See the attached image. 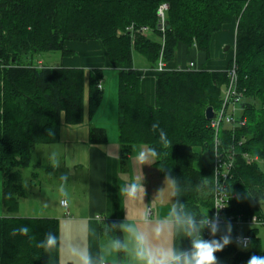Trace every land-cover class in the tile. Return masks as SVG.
<instances>
[{
  "label": "trees",
  "instance_id": "obj_1",
  "mask_svg": "<svg viewBox=\"0 0 264 264\" xmlns=\"http://www.w3.org/2000/svg\"><path fill=\"white\" fill-rule=\"evenodd\" d=\"M164 1L170 9L166 30L162 31L157 11ZM234 22L236 46L226 51L230 59L225 70L171 69L158 73L155 104L148 103L142 75L134 66V50L152 66L161 56L166 62L173 61L180 44L195 47L210 60L216 37ZM132 25L136 26L133 30ZM144 26L153 33L139 31ZM66 41H100L111 67L119 74L122 165L127 164L135 146L155 149L158 155L154 164L163 175L174 178L177 210L197 219L214 213L216 133L206 110L210 106L215 111L221 108L222 92L236 56L247 123L236 129L225 124L219 131L218 149L226 154L235 152L228 181V212L264 218V171L258 161L246 157L249 154L264 162V0H0V172L4 178L3 205L8 213L0 217L1 264H60L59 221L12 214L26 193L23 172L33 166L36 147L59 141L63 124L84 122L88 82L90 120L104 100V90L99 88L104 69L88 71L35 62L46 52L73 55L65 47ZM153 124L166 132L172 146L162 145L159 129L154 131ZM108 141L106 128L90 125L91 144ZM201 160L203 165L199 166ZM22 226L29 227L28 235L11 234ZM262 228L247 232L251 244L246 250L235 243L234 230L233 243L216 253L217 258L231 257L232 264H247L251 255H264L258 237ZM102 231L124 242L117 222L105 220ZM48 233L58 241L51 251L39 247ZM223 234L221 227L215 238ZM174 248H190V239L176 228Z\"/></svg>",
  "mask_w": 264,
  "mask_h": 264
},
{
  "label": "crops",
  "instance_id": "obj_2",
  "mask_svg": "<svg viewBox=\"0 0 264 264\" xmlns=\"http://www.w3.org/2000/svg\"><path fill=\"white\" fill-rule=\"evenodd\" d=\"M234 41V33H220L214 41L210 60L195 47L188 49L184 44H180L175 59L167 62V67L171 70L194 61L198 67L206 65L210 71L225 70L230 55H220L219 49L229 46ZM66 47L74 51L75 55L61 54L60 66L46 64L41 56H38L35 62L51 67L112 69L101 42L70 41L66 43ZM157 65L149 64L144 69H137L142 75V88L149 104H155L156 75L159 73L156 70ZM87 117L88 110L82 124L62 125L59 141L54 144L65 141L67 146L36 147L33 154L35 160L32 162L33 166L29 168L30 180L27 185L23 172L26 193L16 209V217L50 218L59 221L60 264H79L77 257L71 254L72 249L86 251L91 256L93 264H136L132 255L133 242L124 225H131L150 233L160 226L171 228V231L166 232V236L167 242L174 247L175 228L170 224L171 209L175 205L174 178L163 175L154 164V160L140 165L137 154L141 150L147 151L148 146L146 150L135 146L124 166L120 160L122 148L120 143L118 146H108V143L91 144L90 126L85 122ZM53 156L59 162L56 168L52 167ZM64 175L67 176L66 182L61 180ZM169 177L173 182L168 180ZM167 183H170V188ZM61 184L68 185L70 203L66 207L60 204ZM131 184L139 186L135 197H128L121 192L122 188ZM33 197L39 199L34 206L24 204V201L32 200ZM23 205H26L25 208H22ZM105 220H113L119 224L124 242L129 246L128 252L120 255L119 252L110 250V242L114 238L103 233Z\"/></svg>",
  "mask_w": 264,
  "mask_h": 264
},
{
  "label": "clouds",
  "instance_id": "obj_3",
  "mask_svg": "<svg viewBox=\"0 0 264 264\" xmlns=\"http://www.w3.org/2000/svg\"><path fill=\"white\" fill-rule=\"evenodd\" d=\"M152 128L156 131L159 129V125L153 124ZM159 140L164 147L172 146L163 129H159ZM157 155V151L153 148L147 151L141 150L137 154V160L142 166L148 164L150 160H154ZM58 166L59 162L53 156L52 167L56 168ZM61 180L66 182L67 176H62ZM138 187L136 184H131L122 188L121 192L128 197H135ZM59 191L61 196L60 204L65 207L68 206L70 201L63 184H61ZM214 205V208L217 209L214 216L210 217L208 214H204L199 219L190 214H182L175 205L172 207L170 224L174 228L182 230L190 239V248L187 250L177 251L167 242L166 232L171 231V228L166 229L160 226L153 229L150 233L131 225H124L133 242L132 255L136 264H218L216 253L233 243V225L231 221H226L223 224L224 234L219 239L215 238L217 233L221 231L219 210L225 208L227 204L218 196L214 201ZM179 207L182 209L183 205H179ZM205 229L209 231V234L213 237L212 239L206 240L203 238L202 233ZM29 232V227L22 226L13 229L11 234L28 235ZM57 242V237L52 233H48L39 243V247L46 251H51L57 246ZM235 243L243 249H247L250 246L248 238L243 236H237ZM110 250L117 253L120 251L128 252L129 246L126 242L114 239L110 242ZM71 254L77 257L79 264H93L91 256L86 251L72 249ZM247 264H264V255H251L247 260Z\"/></svg>",
  "mask_w": 264,
  "mask_h": 264
},
{
  "label": "built area",
  "instance_id": "obj_4",
  "mask_svg": "<svg viewBox=\"0 0 264 264\" xmlns=\"http://www.w3.org/2000/svg\"><path fill=\"white\" fill-rule=\"evenodd\" d=\"M170 9V5L168 2L164 1L158 8V23L159 27L162 31L166 30V22H167V14ZM131 30L134 29L132 25L130 27ZM139 31L150 34L151 29L149 27H142ZM176 70L190 71L199 69L198 65L191 61L187 65H181L175 68ZM157 72L161 73L163 71L169 70L167 67V62L163 60L162 56L158 62L156 67ZM230 80L226 87L222 92V105L218 111H215V116L212 120H210V125L214 129L216 133V153L214 157V167H215V180H214V201L219 196L223 199L227 206L223 209L219 210V216L221 219V227L226 221H231L232 225L237 227V233L234 235V238L237 236H243L248 238L251 244V236L241 230V227H264V218L259 216H244L243 214L235 215L228 212L229 200L230 196L228 194V181L232 177V169L234 167L235 162V152L234 150L229 151L227 154L218 149L219 145V131L220 128L227 124L231 126L233 129L238 127L245 126L247 123V119L243 117V107L242 104L244 102V93L241 91L239 87V73L238 68L235 63L234 56V64L232 68L229 69ZM99 88L102 89V82L99 83ZM231 150V149H230ZM247 159L259 161L258 157H252L249 154H246ZM215 206V205H214ZM217 209L214 208L213 216L216 214ZM204 239H211L212 236L209 234L207 230L203 235ZM250 247V246H249ZM248 247V248H249ZM241 248V247H240ZM247 248V249H248ZM243 249V248H241ZM246 250V249H244Z\"/></svg>",
  "mask_w": 264,
  "mask_h": 264
},
{
  "label": "rangeland",
  "instance_id": "obj_5",
  "mask_svg": "<svg viewBox=\"0 0 264 264\" xmlns=\"http://www.w3.org/2000/svg\"><path fill=\"white\" fill-rule=\"evenodd\" d=\"M236 29H237V22H234V24H232L230 27H228L227 30L222 32V33H226V32L234 33L235 41H234V43L230 44V48L232 46H236V31H237ZM152 32H153V30H151V33ZM67 42H70V41H66V43ZM72 42L87 43V42H80V41H72ZM88 42H90V41H88ZM98 42H100V41H98ZM66 43H65V47H66ZM68 50H70V49H68ZM219 50H220V55L226 54L225 48H221ZM230 51H231V49H230ZM61 54L62 53H60L59 51L46 52V53L41 54V57L45 60L46 64H48V65L60 66L62 63ZM73 55H75V52ZM73 55H67V56H73ZM133 55H134V66H135V68L144 69L145 67L149 66L150 62L147 60V58L143 54L134 50ZM227 55H229V53H227ZM36 59H37V57H36ZM150 66H152V65L150 64ZM204 69H206V71H210L207 69L206 65H204L201 68L199 67V69H197V71H199V70L203 71ZM89 70L90 69H88V71ZM173 70H175V69H173ZM88 85H89V82L86 85V93H85L86 110H88V106H89V86ZM103 85H104V89H105L104 90L103 103L100 106V108H99L98 112L96 113V115L94 116V118L92 120H90L89 115H88L85 122H86L87 126H90L91 124H95L97 126L107 128L108 136H109L108 146H118V144H119V132H118V127L116 125V122H117V117H118L119 74L115 69H113V68L112 69L111 68H105L104 69ZM189 128H191V125ZM65 145H66L65 141H63L60 144L59 143H57V144H41L39 146H65ZM138 146H140V148H144V149L147 148L146 145H138ZM142 146H144V147H142ZM34 160H35V157L32 158V162ZM258 162H259V166L264 171V162L260 161V160ZM202 165H203V161L201 160V162L199 163V166H202ZM30 170L31 169L27 168L24 171V182L26 185L30 180V176H29ZM168 180H171L173 182V179L170 177ZM167 186H169V188H170V183H167ZM64 187L66 188V191L68 193V190H67L68 185H64ZM2 191H3V173L0 172V217L4 216V214H6V210H5L4 205H3ZM166 194L168 195L167 191H166ZM32 200H26V201H24V204H30L31 206H34L35 202H38L39 199H36V197H33ZM27 202H29V203H27ZM23 206L24 207H22V208H25L26 205H23ZM205 212H206V210H205ZM7 215H8V213H7ZM13 215L16 217V212ZM252 228H254V227L243 226V227H241V230H243L244 232H249L250 229H252ZM234 230H237V227L233 226V231ZM258 237L262 242V249L264 250V228L261 229ZM218 264H232V258L231 257L218 258Z\"/></svg>",
  "mask_w": 264,
  "mask_h": 264
},
{
  "label": "water",
  "instance_id": "obj_6",
  "mask_svg": "<svg viewBox=\"0 0 264 264\" xmlns=\"http://www.w3.org/2000/svg\"><path fill=\"white\" fill-rule=\"evenodd\" d=\"M230 49V46H227L226 47V51H228ZM215 116V112H214V108L213 107H208L207 110H206V118L208 120H212Z\"/></svg>",
  "mask_w": 264,
  "mask_h": 264
},
{
  "label": "bare ground",
  "instance_id": "obj_7",
  "mask_svg": "<svg viewBox=\"0 0 264 264\" xmlns=\"http://www.w3.org/2000/svg\"><path fill=\"white\" fill-rule=\"evenodd\" d=\"M168 15V14H167ZM166 24H167V22H166ZM134 25V24H133ZM167 26V25H166ZM136 27V26H135ZM134 27V28H135ZM153 33V32H152ZM165 33V32H164ZM163 36V35H162ZM166 36V35H165ZM164 40V39H163ZM234 48V47H233ZM234 51V50H233ZM235 52H236V49H235ZM234 53V52H233ZM236 54V53H235ZM236 57V56H235ZM162 58H163V56H162ZM164 60V59H163ZM234 60V59H233ZM200 67V66H199ZM201 68V67H200ZM167 71V70H166ZM194 71V70H193ZM197 71V70H196ZM239 73V72H238ZM239 81H240V79H239ZM103 89V88H102ZM242 91V90H241ZM243 93H244V91H243ZM225 125V124H224ZM235 159V158H234ZM233 171V170H232Z\"/></svg>",
  "mask_w": 264,
  "mask_h": 264
}]
</instances>
